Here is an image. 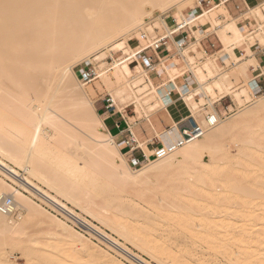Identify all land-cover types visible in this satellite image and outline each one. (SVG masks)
Listing matches in <instances>:
<instances>
[{"label":"bare ground","instance_id":"obj_1","mask_svg":"<svg viewBox=\"0 0 264 264\" xmlns=\"http://www.w3.org/2000/svg\"><path fill=\"white\" fill-rule=\"evenodd\" d=\"M76 1L79 5L67 9L63 8V2L50 5L49 0H0V207H7L12 212L4 214L0 210V251L6 238L22 234L33 220L43 222L49 219L47 237L55 238V230L60 228L65 238L58 242L56 249L54 247L56 258H52L55 253L44 256L48 264H152L129 248V245L147 253L161 264H189L190 259L185 256L177 258L157 242L151 243L153 241L135 233L134 227L125 221V211L116 209L112 213L117 208L115 206L120 204L118 202L117 205L116 200L110 199L109 207H115L110 215L101 212L91 214L99 223L111 229L112 235L90 223L69 206L71 203L81 211L89 212L78 199L87 193L84 187L89 183L93 186L101 185L113 192L121 188L126 191L138 185L139 195L144 197V208L150 212H143L142 215L149 230L148 235L155 231L166 234L182 231L192 235L195 244L200 243L201 247L210 249L211 255L220 262L264 264V145L256 142L264 139V136L260 135L256 140H243L246 149L239 152L238 156L231 153L219 156L217 144L224 135V120H220L193 142L159 160L154 159L147 145H141L149 163L133 171L114 135L95 111L88 92L84 90L86 84L79 81V75L74 73L70 64L89 53L103 50L110 41L114 47L110 46L108 51L123 52L127 47L124 37L131 33L130 29L142 25L145 16L160 13L174 1L180 4L189 0H148L143 9L139 6L141 0H128L127 5L125 0L123 3L127 8L123 11L124 18L121 15L118 17L122 20L116 17L114 23L106 21L108 25L103 23L104 26L99 25L92 31L87 26L93 25L92 22L97 19L98 15L93 8L98 7L100 2ZM116 1L121 3L120 0H114L113 3ZM225 5L205 9L193 19L179 22L191 26L200 21L195 27L201 29L208 28L207 23H210L213 32L219 34L229 53L236 51L243 43H246L245 51L248 53L235 60V72H221L217 60H211L206 65H203L204 61L194 67L189 64L190 75L183 83L179 84L177 78L168 83L167 92L176 89L193 115L205 99L214 108V114H218L215 108L217 101L213 99L218 94L230 95L234 77L237 73L247 75L255 59L252 58V49L244 34L249 23H245L244 27L240 20L246 15L251 16V12L262 11L264 1L248 8L245 15L238 17H233L228 8L223 7ZM52 7L57 16L54 22H51L55 16L51 12ZM219 9L226 23L221 24L217 20L218 14H215ZM166 20L173 21L169 17ZM262 32L257 35L262 36L258 40L261 44L264 43ZM123 33L128 34L119 37ZM49 42L52 44L50 47ZM42 46L45 48L40 51ZM45 49L50 54H46L48 51L43 53ZM126 52L129 51L123 53ZM104 53V60L93 59L96 67L97 63L105 61L107 53ZM193 58L196 59L195 56ZM202 65L204 68L198 70L197 76L194 70ZM98 67L102 69L104 66ZM168 67L163 66L169 71ZM115 69L114 78L105 75L108 72H100L98 79L102 77L104 85L111 88L110 96L114 107L116 104L119 106L120 113H123L126 105L132 106L139 102L137 108L140 114L135 110L134 113L139 117L145 114L142 120L149 121L151 115L148 110H158L161 102L165 104L163 111L167 112L174 107V100L172 104L169 103L163 90L154 86V73L149 74L141 66L133 68L128 64L116 66ZM254 80L250 81L249 89L235 94L238 104L248 101L251 92L257 97L252 84ZM263 104L258 109L263 111ZM201 107L207 109V104ZM145 108H148V112H145ZM134 118L129 117V122ZM251 121L255 124L260 119L257 117ZM178 123L174 122L158 139L165 145L176 142L179 136L174 130H177ZM130 126L136 135L142 137L139 131L142 127L137 120L131 121ZM206 156L210 158L209 163L205 162ZM179 158L199 167L191 175L186 172L177 174L176 171L175 175L163 177L165 179L162 182L150 179V173L169 168ZM80 161L83 162L82 166ZM153 186H157V189L151 196H147L146 192ZM45 187L54 193L48 192ZM243 187L248 188L245 190ZM30 196L38 198L46 207L36 203ZM47 208L70 217L75 224L97 235L113 252H121L124 259L115 260L106 251H95L94 243L90 240L89 245L83 243L86 246L80 248L83 254H76L73 250L78 247L76 244L79 241H83V235L59 218L51 217ZM13 210L29 212L30 216L28 214L26 219L21 218L22 222L16 223L12 219ZM165 223L171 229L165 227ZM119 237L128 243L121 242ZM70 244L73 248H70ZM35 251L30 253L34 260L37 256Z\"/></svg>","mask_w":264,"mask_h":264},{"label":"rangeland","instance_id":"obj_2","mask_svg":"<svg viewBox=\"0 0 264 264\" xmlns=\"http://www.w3.org/2000/svg\"><path fill=\"white\" fill-rule=\"evenodd\" d=\"M49 1H50V5L53 2H54V4H56V3L61 4L63 2L62 3L63 8H67V9H69L71 7L72 8L76 7L75 4L79 5L78 1H76V0H49ZM57 1H59V2H57ZM97 1L100 2V5L98 3L99 6L98 7L94 6L95 8H93V9H94L95 13H97L98 17L96 20H94L92 22V23H94L93 25L89 24L87 26V27H89L88 28L89 31L96 29V27L98 28L99 25H103V26H104V24L108 25L105 23L106 21L107 22L112 21V23H114L113 20H115L116 17H117V19L124 18L125 12H123V11H126L125 7L127 8L126 5L129 4L128 0H126V2H125V0L124 1L120 0L121 3H119V2L117 3V1L115 3H113L114 0H104V1L103 0H97ZM146 1H148V0H141L139 2V6L141 9L144 8V3H146ZM247 1L250 4V6L253 8V7L257 6L259 3L263 2L264 0H247ZM82 2H83V0H82ZM123 2H125L126 5ZM80 3H81V1H80ZM178 3L179 2L174 1V3H171L169 6L165 7L160 13H153L147 17L145 16L144 20L142 21V25L140 24L142 27H140V25H138V28L136 26V27H133L132 29H130L131 33H129V34L123 33L122 35H120L119 37L123 36L124 34L125 35L128 34L126 37H124L125 38L124 39L125 46H127V47L125 50H123V52L126 50L129 51V48H130V45L128 43L129 40L133 36L140 37L141 31H147L153 35L156 32V30H159L160 34H165L167 31V28L172 25V22H169V21L167 22V20H166L167 17H169L170 20H172L171 18H174L178 22L181 23L184 20H191L193 17H196L197 15H199L200 12H199V8H198L197 0H189V1H185V2L180 3V4H178ZM223 7L225 8V6H223ZM223 7H220V9ZM220 9L217 11L215 16L218 14V16L216 18L218 21H220L221 24H223V23H226V18L222 17V15H224V14L220 13ZM261 10L262 11H260V12H257V11H254L253 13L251 12V14H250L251 16L246 15L242 20H240V23L242 22L244 27L246 24L249 23V28H246V30L244 31V34H245V36H247L246 40H247L248 44H250V47L252 49L251 53L254 56L252 58H255L256 50H254V49L256 47L257 48H258V46H260L262 48L264 47V43L261 44L258 41L259 38H262V36L257 37V35L260 33V31L261 32L263 31L262 33H264V17H262V14L264 15L263 7L261 8ZM51 12L53 13V15L55 14L54 7H52ZM121 12H123V15ZM192 12H193V14H190L191 16L189 17L187 14L192 13ZM246 13H247V11L241 15H245ZM117 14H118V16H117ZM157 14H160V15H157ZM120 15L122 17L118 18V17H120ZM146 15H148V14H146ZM247 16H249V17L247 18ZM56 17L57 16L55 14V16H53V19L51 22H54ZM212 19H214V18H212ZM245 20H246V22H245ZM199 23H201V22L197 21L196 23H194L190 26V27H192V30H194L196 32V33L195 32L194 33L196 34V37H198V39L204 38L206 35L216 34V32H213V26L210 23H207L208 28H206V29L203 28L202 29L203 31L199 27L193 28V26H198ZM47 25H45V26H47ZM259 25L260 26L262 25L261 26L262 28L259 27ZM259 29H260V31H259ZM218 36H219V34H218ZM30 44H32V42ZM49 44H48L49 45L48 47H50L52 45L51 42H49ZM110 46L114 47V44L112 43V41L106 43V45H105L106 48H104L103 50H101L99 52H96V53L92 52L93 54L89 53V54L85 55L84 57H82V59H79L78 61L77 60L71 61L70 64L74 68L73 69L74 73L76 75H79L78 76L79 81H81L80 80V73H81L82 67L85 65H89L90 62H93L94 58H95V60L96 59L97 60H101V59L104 60V57H105L104 52L108 53V50L111 48ZM240 47H241V49H244V52L240 53L241 51H238L240 49ZM240 47L237 48L236 51L229 53L228 49L224 45V51L221 54L217 55L216 57L214 56L212 58H208V56L204 52H202V54L196 55L197 56L196 59L193 58V56L190 54L189 49H187L186 52L184 53L185 58L177 57V59L174 61V65L171 67H168L169 71L163 67H159L158 73H156L155 77L153 78L154 86L156 88H158V85H160V83H161L160 78L157 76L158 74L161 75V79H163V82L166 84V86L168 85V83L173 78H177V81L179 82V84L183 83L184 78H186L190 75L189 64H193L192 66L194 67L195 65H199V64H201V62L205 61L203 63V65H206L211 60L212 61L217 60V63H218V57L224 59V61L228 59V57H223L224 54L231 56V59L225 61L226 68H221L219 66L221 69L220 71L221 72H229V73L235 72L236 67H237V66H235V64H236L235 60L237 58H239V56H242L243 54H245V55L248 54L245 51L246 43H243V45ZM41 48L44 49L45 47L42 46V47H40V49ZM43 49H41L40 51H42ZM117 49H119V48H117ZM193 50L196 51V47H194ZM45 52H47L46 54H50V51L48 49H45L43 53H45ZM116 52H118V50H116ZM254 61L250 66H252V65L255 67L257 66L255 59H254ZM93 63L96 65L95 62H93ZM104 63H105V61L97 63V66L99 65V66L103 67ZM203 65L198 67L196 70H194V74L196 73L198 76V70L203 69L204 68ZM218 65H219V63H218ZM160 68H162V69H160ZM175 69H177V71H175ZM220 71L218 73H220ZM115 72H116V69H114L112 72L105 73V75L110 76L111 78H114ZM238 74L239 73H237L236 77H234L233 84L231 86L232 90L230 89V91L233 94L232 93L230 95L218 94L213 99L215 102L217 101L215 103V107L218 105L219 99L220 98L222 99L223 96L232 97L233 102H234L233 103L234 107L230 108V111L228 113H222L221 114V115H224V117L221 119V121L224 120L223 124H222V126L224 128V130H223L224 135L222 134L223 137L221 140H219V142L217 144V146H218L217 149H219L217 151V153L220 152V153H218L219 156H223L226 153H231L232 155L238 156L239 152L243 151V149H246L245 146L243 145V140H245V139H246V141L248 139L249 140L250 139L256 140V139H258V137H260V135L264 136V110L262 111V109L261 110L258 109V107L264 103V92L261 93L260 95H257V97H255L251 92L250 93V99L248 101H245L241 104L240 103L238 104V101L235 99V94L238 93L239 91L243 90V89H249V83L251 81V79H249V77H248V73L245 76H243L242 73L239 75ZM133 75H135V74H133ZM131 76H132V74H131ZM102 79L103 78L101 77V78L93 81L92 83L84 86V90H86L88 92L89 99L92 102L95 111H97V113L99 115L103 111L106 112L105 110H103L104 105H105L104 100L107 96L111 95V93H110L111 88L109 89L107 86H105L104 83L102 82ZM194 83H196V81ZM82 85H83V83H82ZM131 85H132V83H131ZM136 90L138 91L139 89L137 88ZM250 91H252L251 88H250ZM136 94H139V93H136ZM146 94L147 93L143 94L142 96H145ZM140 97H141V95H140ZM199 97L201 98V97H203V95L199 96ZM197 99H199V98L197 97ZM206 104H207V109H205V107H201V106H204ZM209 104L210 103L207 101V99H205V101L200 104L199 109H197L195 111L196 113L194 115L192 114L191 110L186 107V110L189 112L188 116H190V114H191L192 116L196 117L200 123H203L205 125L204 117L207 114H214V111H215V110H213L214 108ZM139 106H140L139 102L133 104L132 106L126 105L125 109L123 110L124 115L127 116V118L128 117H135L134 119H131L130 122L137 120L138 124L142 127V130H143V132H142V130H139L141 133H143V134H147V132L155 133V135L160 139L162 134L167 129L162 131V132H156L154 125H153L152 118H154L155 116H163L164 114H167L170 109H168L167 112L163 111V108H165V104L163 102H161L159 107H158L159 111L155 110L152 112V111L148 110L150 115H151L149 118V121H148V120H142L143 117L145 116V114L143 116L140 115V117H139L138 115H136L134 113V110L137 113H139V109L137 108ZM261 107H263V106H261ZM261 107H259V108H261ZM115 108H117V111L120 113V108L117 104H116ZM145 109H146L145 112H148L147 111L148 108H145ZM257 117H259L260 121H258V123L254 124L253 121H251V119L254 120ZM237 121H238V123H237ZM107 125L113 133L119 131L115 126L116 125L115 120H110L107 123ZM256 125H258V126H256ZM249 127H251V129L246 130ZM223 128H221V129H223ZM208 132H210V130ZM143 134H142V137H139L138 135H135V136H136V139L138 140V142L140 143V145L145 146V145H147V143H146V141H144V139L142 141V138L144 137ZM114 138H115V141L118 144L119 148L122 147L120 142L122 141V143H123V139H117L116 136H114ZM260 140L256 141V142H260V143H262L261 145H264V139H260ZM256 142H254V144ZM150 149L153 150L152 147ZM120 151H121V148H120ZM126 159L130 163V167L133 169V171H138L139 169L145 167L149 163V162H145L142 165L136 167L133 165L131 159L128 158V156H126ZM179 159L177 160V163L173 162L169 168H163L157 172L155 171V172L150 173L149 174L150 179H155V180H159L162 182L165 179L163 177H165L166 175H168V176L169 175H175L176 171H177V174H180V172L181 173L186 172V173H188V175H191L194 173V171L197 169V167H199L197 164H194L191 162L190 163L183 162V161H181V159L179 161ZM245 160H248V159L245 158ZM260 160L261 159H259V161ZM152 161H155V160H152ZM209 161H210V158L208 156H206L205 162L209 163ZM262 162L263 161H261V163ZM82 163L83 162L80 161L81 166L83 165ZM260 169H261V167H260ZM152 176H154V178H152ZM118 185H120V184H118ZM220 185H222V184H220ZM100 186L101 185L93 186L92 184L89 183V185H87V186L85 185V187H84L85 191H87V193H89V194L86 193L84 196L82 195V196L78 197L81 205L83 207H86L87 210L90 212V213L88 212L89 214L87 213V211H81V209H79L77 206L69 203V206L72 209H75V211L77 213H79L83 218L88 220L93 225L100 227L101 229H103L104 231H106L107 233L112 235L113 233H112L111 229H109L104 224L99 223L100 221L96 220L93 217V215H91V214H96L98 212H101L104 215H110V213L112 212V209L117 207L114 209V211L112 213L116 212V209H117V211H118V209H119V211L120 210L125 211V212H123L124 215L127 216L125 221L129 222V224L132 225V227H134L135 233H137L139 236H141L144 239L146 238L148 240L153 241L151 243H154V241L157 242L159 245H162L163 248H165L168 252H171L177 258H182L181 256H185L187 259H190V261L188 262L189 264H229V263L220 262L219 259H217L211 255L210 249L201 247L200 243L195 244L193 242V240H194L193 236L190 234L186 235V234L182 233V231H181V233L179 231V232H171L168 234L155 231V232L151 233L152 235H148L149 230H148V227L146 226V224L144 222L145 218L142 217V215H143V212L144 213L145 212L150 213V212H149V210H146L144 208L145 204L142 202L143 201L142 199L144 197H142V195H139V186L138 185H133L132 187L126 189V191L121 188L120 190H117L114 192L111 190L110 191L107 190L106 187H103V186L100 187ZM247 188L248 187H245L244 189L247 190ZM156 189H157V186H153L150 189V191L146 192V195L151 196L152 193ZM45 190H47L50 193H54L50 189H48L47 187H45ZM99 190L101 192H98ZM30 197L39 205L46 207L42 202L39 201L38 198H35L34 196H30ZM110 199L116 200L117 205L120 203L118 205L119 207L118 206L109 207L110 206L109 203L111 202ZM65 202L68 203L67 200ZM47 209L49 210L51 217L59 218L68 227L75 228V229L79 230L80 233L83 235L81 238V240H83V241L82 242L79 241L76 244L78 246L77 248L74 247L76 249H74L73 251H75L76 254H79V253H80L79 255L83 254V251H81V249L83 247H85L86 245H89L90 242H88V240H90L91 242L94 243L95 251H97V250L99 252H100V250H101V252H102V250L106 251L111 255L112 259H115V260H123L124 259L121 252H118V253L113 252V250H111V248L107 244H105L102 240H100L97 235H92L90 232L87 231V229L84 230L85 228H83L79 224H75L74 221L70 217L63 215L61 213H57V212L53 211L52 209H49V208H47ZM28 214L30 216L29 212H22L20 210H15L12 214V219L14 220V222L20 223L23 220V219L21 220V218L26 219L28 217L27 216ZM49 222H50L49 219H45L43 222L33 220L32 222H30L27 229H25V231L23 232L24 234L22 233L19 235L18 234L11 235L9 237V239L6 238L7 241L5 242V240H4V242L6 244L5 243L2 244L3 247L0 251V254H1L0 255V264H48V263H46L47 261L44 258V256H51L52 254L50 255V253H55V249H56L57 245H59L60 241L62 242L64 240L63 238H65V235H63L61 229L59 228V229L55 230V234H57L55 236V238L49 239L47 237V231H48L47 225ZM164 225H166L165 227H169L168 229H171L167 223H165ZM157 228H160V227L157 226ZM161 229H163V228H161ZM114 237L118 238L115 235H114ZM119 239L123 243H126V244L128 243V242H125V240H123V238H121V237H119ZM33 240L37 244L34 243L35 244L34 245ZM47 242H49V243H47ZM83 243L86 245H84ZM32 246H34V247H32ZM153 246H154V244H153ZM54 247H55V249H54ZM134 247L132 245H129V248L133 249L138 255L142 256L144 259L152 262V264H161L157 260L151 259V256L148 255L147 253L139 250L136 247L134 248ZM70 248H73L72 244H70ZM35 249H36L35 254L37 256H36V259L34 260V258L32 256H30V253L33 252ZM55 255H57V253L53 254L52 258H56ZM57 257H59V256H57ZM98 262L99 261L97 260L96 263H98Z\"/></svg>","mask_w":264,"mask_h":264},{"label":"built area","instance_id":"obj_3","mask_svg":"<svg viewBox=\"0 0 264 264\" xmlns=\"http://www.w3.org/2000/svg\"><path fill=\"white\" fill-rule=\"evenodd\" d=\"M230 1L231 0H197V3L200 12H202L204 9L210 10L216 6L228 4ZM172 19V25L167 28L165 34H160L159 30H156L153 35L147 31H141L140 37L133 36L128 42L130 45L129 52L122 53L120 51H108L104 67L102 69L97 66L99 68L98 69L93 62H90L89 65L83 66L80 73L81 81L86 85L90 84L98 79L100 72H112L116 66L123 64H128L133 68L141 66L149 74H156L159 71V67L169 66V61H162L158 57V52L162 49H165L167 53L169 52V43L175 44V56L185 58L184 53L187 50L186 40L189 38L188 35L193 34V32L191 31L189 24L182 25L179 24L176 19ZM193 28L197 27L193 26ZM181 35L182 38L177 39V37ZM260 51H263L262 47H260ZM157 76L160 78L161 82L160 85H158V89H162L163 93H165L164 95H167L166 97L169 103H173L174 93H177L182 98V95L176 89L167 92V86L163 82V79H161V75L158 74ZM254 90L256 96L264 92V89L260 88L258 85H254ZM104 103L105 105L103 110H105L110 116H115L118 113L110 95L105 98ZM223 117L224 115L207 114L204 117L205 125L200 123L194 116L183 118L178 123L177 130H174L179 136L176 142L165 145L159 140L157 145H152L154 159H162L174 152L176 149L193 142L196 138L206 133L208 128L216 126ZM123 121L126 124L125 128H123L122 122L118 120L116 121V127L119 130L120 137L123 139L125 144V149L127 151L125 156L131 157V161L134 166H140L143 163L148 162L149 158L144 152L143 147L136 139L131 126H129L124 118ZM136 153H139L141 156L137 158L135 156ZM0 210L4 214L12 213L7 207H0Z\"/></svg>","mask_w":264,"mask_h":264},{"label":"crops","instance_id":"obj_4","mask_svg":"<svg viewBox=\"0 0 264 264\" xmlns=\"http://www.w3.org/2000/svg\"><path fill=\"white\" fill-rule=\"evenodd\" d=\"M216 7H219V6H216ZM225 7L228 8L230 14L233 17H237V16L245 13L246 11H248V8L251 6L247 0H231L228 4L225 5ZM199 12H200V10H199ZM190 14H193V12L189 13L187 15L190 17L191 16ZM191 31L193 32V34L188 35L189 38H188V40H186V44H187V49H189L190 54L192 56L197 57L196 55L202 54V52H204L208 56V58H212L214 56L216 57L217 55L221 54L224 51V44H223L222 40L220 39V37L218 36L217 33L206 35L204 38H201L199 40L196 37V34L194 33V31L193 30H191ZM181 38H182V35L177 37V39H181ZM194 47H196V51L193 50ZM168 49H169L168 53H167V51H165V49L160 50L158 52V57L162 61H169V67H171L174 65V61L177 59L178 56H175V54H176L175 44L169 43ZM254 50H256L255 59H256L257 66L256 67L253 65L250 66V68L248 70V77H249V79H251V81H252V79H255L254 80L255 82H253L252 84L258 85L260 88L264 89V58H263L264 52L260 51V46H258V48L256 47ZM238 51H241L240 53H242V52H244V49H241V47H240V49ZM223 57H228L227 60L231 59V56H228L227 54H224ZM227 60H225V61H227ZM225 61H224V59L218 57V63H219V66L221 68H226ZM184 80H185V78H184ZM194 87H197V85H195ZM173 100L175 102V105L172 109H170V111H168L167 114H164L163 116H155L154 118H152L153 125H154L156 132H162L168 128H171L174 122H180L183 118L188 117L189 112L186 110V105H185L184 100L177 93L173 94ZM233 103H234L233 99L230 96H226V97L222 98L220 101H218V105L215 107L217 113L219 115H221L222 113H228L230 111L229 110L230 107H234ZM169 112H171L173 115ZM121 114H122V116H121ZM100 117L104 120V123H105L107 129L110 131V133L112 135L116 136L117 139H122L120 137L119 131L113 133L109 129L107 123L110 120H115V124H116V121L118 120V121L122 122V126H123V128H125L126 124L123 121V118H124L130 126L129 117L127 118V116H125L124 113L118 112L115 116H110L107 112L103 111L102 113H100ZM134 134L136 135L135 132H134ZM143 136L144 137L142 138V141L144 139V141H146L147 146L149 148H151L152 145H154V146L157 145L159 142V139L155 135V133L147 132V134H143ZM120 144L122 145V147H120L121 151L123 152V154H125L127 152L125 149V144H124V142L122 143V141L120 142ZM135 156L137 158H139L141 155L139 153H136ZM128 158L131 159V157H129V156H128ZM126 161L128 162L127 159H126Z\"/></svg>","mask_w":264,"mask_h":264}]
</instances>
